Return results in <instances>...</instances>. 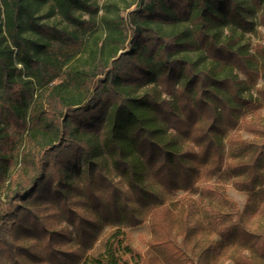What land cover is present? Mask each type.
Instances as JSON below:
<instances>
[{"label":"trees","instance_id":"obj_1","mask_svg":"<svg viewBox=\"0 0 264 264\" xmlns=\"http://www.w3.org/2000/svg\"><path fill=\"white\" fill-rule=\"evenodd\" d=\"M250 1L150 0L126 19L134 0L106 1L98 22L86 0H0V264H128L122 245L141 264H264V121L245 118L264 85L244 93L264 59L237 31L264 2ZM48 201L81 252L59 248ZM145 221L148 258L126 235Z\"/></svg>","mask_w":264,"mask_h":264},{"label":"rangeland","instance_id":"obj_2","mask_svg":"<svg viewBox=\"0 0 264 264\" xmlns=\"http://www.w3.org/2000/svg\"><path fill=\"white\" fill-rule=\"evenodd\" d=\"M86 1L94 4V6L97 8L98 12H97V14L94 15V17H95V20H97L99 22L100 14L103 13L100 5H102L104 2H106V1L114 2L115 1L118 5H120V7H124L126 3H129V1H132V0H86ZM148 1H150V0H134V2L131 4V6H129V8H127L125 10H121L120 14L126 19L128 14H129V11L137 8L139 6L138 5L139 2H141V5H143L144 3H147ZM240 2L242 3V6H244V7L252 4V2L250 0H240ZM263 8H264V2L260 6V8L255 10L254 14L251 12L248 13L247 11L245 12V13H247L248 18L253 21V28L252 29L249 27H246V28L237 27V31L244 32V35H243V37L240 38V40L238 41V44L243 46L245 49H248L249 51L255 53L256 59L253 61V63L259 68H260L261 63L264 59V55H261L256 50L255 44H261V43L263 44L264 43V23H262V20L260 21L259 16H258L260 10ZM77 13H79L81 15L82 19L92 17L94 14L93 11H88V10H85V12L77 11ZM39 18L41 21L43 19H45L44 16H42V17L40 16ZM48 20L50 22L54 21L58 27L66 26L68 23L60 15L53 16L52 18H50ZM127 27L129 28L127 31L128 40H130L131 26L129 27V25H128ZM101 29H102V26L99 23L98 27H97L98 35L100 34ZM223 32H224V34L228 33V32H226V29H224ZM239 75L242 78H244L243 75H241V74H239ZM61 78H62V76H59L57 80L59 81ZM262 85H264V77L257 78L256 83L253 85L250 84L247 87V89L244 91V93L247 94L248 92H252L254 97H256L257 99H260L258 93L256 92L255 87H261ZM253 113H258L261 116V118H263V121H264V102H260V106H258L256 108L254 106L249 107L247 110V113L245 115V118L251 117V115ZM240 133H242L243 137L252 136V133H247L244 130H240ZM83 168H84L83 163H81L79 165V167L74 166L73 168H71L67 172L66 182H68L69 184H73V183L77 182L76 178H77L78 170H81ZM112 175H113L114 179H117L114 176V174H112ZM66 191L68 193H71V190L68 188L66 189ZM226 192H228L229 197L238 206H240V208L243 207L242 205L245 202L246 196H247L245 193L240 192L238 190H235L230 184H228L226 186ZM184 195H185V193H183L182 191H179L175 197L178 198V197H181ZM192 195L196 199L198 198L197 194H192ZM41 205L42 206L46 205L45 207H42L41 210H39L40 214L44 216V221L46 223H48L49 226L52 227V229L59 230L64 235L62 237L61 242H59V244H58L59 248L62 250H65V251H77L78 250L79 252H81V246L79 244V240H77L76 230L74 229V227L72 225H70L63 218V215H61L60 212H58L56 210L55 204L48 201L47 203L42 202ZM110 230H111V227L109 225H106V227H104V229L102 230V232L98 236L94 245L99 244V242L101 240L100 238ZM126 235H127L128 241H129V243H130V245L133 248L135 253L136 252L141 253L147 258H148V256H151V252L150 253L147 252V243L149 240L150 232H149V228H148V223L146 221L139 224V225H136L135 227L126 229ZM210 236L214 239H218V236H216V235H210ZM23 241L25 242L26 245L31 243V241L28 239H24ZM123 246L124 245H122L121 250L118 251V253H119L118 255L120 257H122L123 260H126L128 262V264H141V262L138 261L137 256L126 252V250ZM25 253L26 252H21L18 255V257L24 262V264H51L49 262L48 263L33 262L26 256ZM151 258L152 259L150 261V264H161L160 260H158L157 258H155V257H151ZM78 264H82V259L79 261ZM223 264H232V263L230 261H225Z\"/></svg>","mask_w":264,"mask_h":264},{"label":"crops","instance_id":"obj_3","mask_svg":"<svg viewBox=\"0 0 264 264\" xmlns=\"http://www.w3.org/2000/svg\"><path fill=\"white\" fill-rule=\"evenodd\" d=\"M244 193V192H243ZM246 194V193H245ZM247 197V196H246ZM244 204V203H243Z\"/></svg>","mask_w":264,"mask_h":264}]
</instances>
